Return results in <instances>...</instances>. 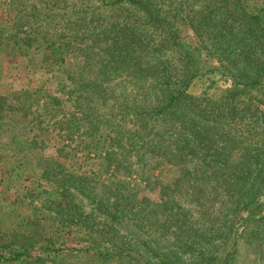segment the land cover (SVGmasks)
<instances>
[{
	"label": "rangeland",
	"instance_id": "rangeland-1",
	"mask_svg": "<svg viewBox=\"0 0 264 264\" xmlns=\"http://www.w3.org/2000/svg\"><path fill=\"white\" fill-rule=\"evenodd\" d=\"M116 1L0 0V264H264V121L203 128L169 113L145 127L144 148L126 145L143 135L133 111L163 98L154 59L129 42L137 13ZM240 4L256 13L264 0ZM236 25L222 62L180 25L200 51L190 93L264 73L262 39L245 15ZM258 80L233 92L242 110H264ZM252 197L262 210L249 219Z\"/></svg>",
	"mask_w": 264,
	"mask_h": 264
},
{
	"label": "trees",
	"instance_id": "trees-1",
	"mask_svg": "<svg viewBox=\"0 0 264 264\" xmlns=\"http://www.w3.org/2000/svg\"><path fill=\"white\" fill-rule=\"evenodd\" d=\"M196 1L198 0L116 1L128 5L135 10V14L137 13V18L132 19L131 22L127 21L128 25H125L130 29L127 33L129 42L133 43V46L137 43L140 54L154 59L157 73L152 72L151 76H155L154 86L155 88L159 86V94L163 98L158 108H152L150 111L142 113L143 111L140 110L146 108L143 105L140 109L133 111L132 118L135 116L136 118L142 117L139 122V131L143 135L136 133V140L126 141V145L136 144L135 146L144 148L147 145V138L144 134L146 132L145 127L154 126L156 119L169 113L177 112L184 117L193 118L194 122L201 123L203 128L219 126L233 130L235 126L233 119L236 117L247 120L260 118L264 121V110L261 111L257 107H251L250 109L249 106L242 110L243 108L233 102L236 101L235 98L238 92H233L237 90V86L253 87L260 83L258 78L264 73L257 71V74L253 75V79L243 82L233 79V85L230 88L223 89L218 97H210L206 92L200 95L192 94L188 91V88L200 70L197 64L201 60L198 54L200 51L198 47L190 48L186 42L181 41L178 33L180 25L191 27L201 42L210 44L209 50L212 55L216 52L218 62H222L219 54L221 56L226 52L228 49L227 43L236 37L234 35L233 37L228 36L240 33V30L237 29L236 17L245 15L251 29L262 39L261 44L264 51V7L259 8L256 13H250L241 7L240 0H203V3H199L200 6L197 10H194L192 6ZM112 27L115 28L116 26H111L109 22L100 26L99 29L103 31L98 35L107 32ZM0 30L8 31L7 29ZM54 48L51 51L56 52L59 50L57 46H54ZM45 52L47 53V51ZM117 52L120 53V51H114V53ZM47 54L50 55V53ZM47 58L46 55L44 59ZM160 58H162V62L159 60ZM102 68L105 69V72L102 73L103 79L100 81L99 88H96V92L102 88V82L107 79V76L110 77L112 74L110 71L111 65L104 64ZM160 77H163V79ZM93 143H99V139L95 137ZM235 208L240 211L239 207ZM242 209L246 210L249 219H254L262 210L261 205H258L257 201L255 202L254 197L246 200L242 205ZM230 229H232V224H230ZM117 250L120 251L121 249ZM20 255L21 253H16L7 259L22 260L19 257ZM229 258L226 256L222 264H228ZM158 260L157 264H170L166 260L159 258Z\"/></svg>",
	"mask_w": 264,
	"mask_h": 264
}]
</instances>
